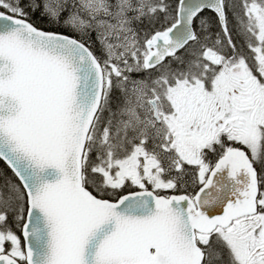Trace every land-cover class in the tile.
Segmentation results:
<instances>
[{"label":"snow or ice","instance_id":"1","mask_svg":"<svg viewBox=\"0 0 264 264\" xmlns=\"http://www.w3.org/2000/svg\"><path fill=\"white\" fill-rule=\"evenodd\" d=\"M0 264H264V0H0Z\"/></svg>","mask_w":264,"mask_h":264}]
</instances>
